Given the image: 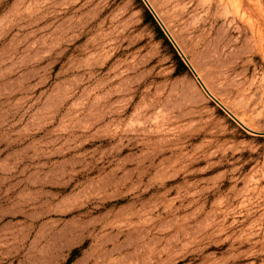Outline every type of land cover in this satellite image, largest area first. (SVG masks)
Instances as JSON below:
<instances>
[{"label":"rangeland","instance_id":"1","mask_svg":"<svg viewBox=\"0 0 264 264\" xmlns=\"http://www.w3.org/2000/svg\"><path fill=\"white\" fill-rule=\"evenodd\" d=\"M147 1L0 0V264H264V0Z\"/></svg>","mask_w":264,"mask_h":264},{"label":"water","instance_id":"2","mask_svg":"<svg viewBox=\"0 0 264 264\" xmlns=\"http://www.w3.org/2000/svg\"><path fill=\"white\" fill-rule=\"evenodd\" d=\"M144 3L146 4V6L148 7L149 11L152 13V15L154 16V18L156 19V21L158 22V24L160 25V27L165 31V33L168 35V31L166 30L165 26L163 25V23L161 22V20L159 19V17L157 16V14L155 13V11L153 10V8L151 7V5L149 4V2L147 0H143ZM178 52L180 53V55L182 56V58L184 59V61L187 63V65L190 67V69L193 71L192 67L190 66V64L187 62L185 56L183 55V53L177 48ZM194 72V71H193ZM224 110H226L235 120H237L239 123H241V121L239 119H237L219 100H217L212 94H209ZM242 124V123H241ZM243 125V124H242Z\"/></svg>","mask_w":264,"mask_h":264},{"label":"bare ground","instance_id":"3","mask_svg":"<svg viewBox=\"0 0 264 264\" xmlns=\"http://www.w3.org/2000/svg\"><path fill=\"white\" fill-rule=\"evenodd\" d=\"M155 10V9H154ZM187 56V55H186ZM191 65V64H190ZM199 77V76H198ZM203 81V80H202ZM201 81V82H202ZM204 82V81H203ZM202 87H203V89L205 90V92L209 95V94H212L211 92H210V90H208L207 88H206V85H202ZM210 96V95H209ZM222 103V102H221ZM241 122H243V121H241Z\"/></svg>","mask_w":264,"mask_h":264},{"label":"trees","instance_id":"4","mask_svg":"<svg viewBox=\"0 0 264 264\" xmlns=\"http://www.w3.org/2000/svg\"><path fill=\"white\" fill-rule=\"evenodd\" d=\"M159 29V28H158ZM160 30V29H159ZM180 63L185 67L184 63L180 60Z\"/></svg>","mask_w":264,"mask_h":264}]
</instances>
